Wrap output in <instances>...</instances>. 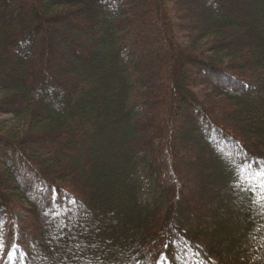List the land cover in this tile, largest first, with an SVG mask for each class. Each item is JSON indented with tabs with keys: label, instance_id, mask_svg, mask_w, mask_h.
Returning <instances> with one entry per match:
<instances>
[{
	"label": "trees",
	"instance_id": "trees-1",
	"mask_svg": "<svg viewBox=\"0 0 264 264\" xmlns=\"http://www.w3.org/2000/svg\"><path fill=\"white\" fill-rule=\"evenodd\" d=\"M183 1L0 0V264H264V191L233 187L245 158L264 162V0H186L194 36ZM186 175L207 190L195 213ZM18 211L23 253L3 259Z\"/></svg>",
	"mask_w": 264,
	"mask_h": 264
},
{
	"label": "rangeland",
	"instance_id": "rangeland-1",
	"mask_svg": "<svg viewBox=\"0 0 264 264\" xmlns=\"http://www.w3.org/2000/svg\"><path fill=\"white\" fill-rule=\"evenodd\" d=\"M180 11H181V13H178V14L182 17L181 19H184V20H180V21H182L185 25H188L187 27L183 26V31H181V32L184 34H187V35L190 34L191 36H194L195 33L193 31H194V29H196V27H198V24H199L198 21H196V12H198V11H197L195 5H192L189 1L184 0L183 1V8ZM17 17H20V18H26L27 17V19H28V17H30V13H23L22 12V13L18 14ZM54 27H56V29L59 28V29L63 30V29L67 28V24L63 23V22L62 23L59 22L57 24H54ZM51 33H52V31L49 30L48 36L51 35ZM55 39H57L56 41H58V45L54 48L55 49V57L52 60L50 59L49 65L53 71H59L61 69L68 67L70 62H69V58L62 57L63 54H66V53H65L64 47H62V46L60 47V41H59L60 39L58 37H55ZM207 41H209V39ZM204 43L205 42L203 41L201 43V46L204 45ZM158 45H160V44H158ZM231 45H232V43L229 45V47H231ZM53 52H54V50H53ZM159 59L160 60L157 62L153 61V66L156 63L160 65V63H162L163 61L169 60V55L167 53H164V56H160ZM197 75L200 78H202L201 74H197ZM193 76L196 77V75L193 74L192 76H186V79H187V77H188V79H191ZM209 77H207V79L205 80V83L207 85L218 86L216 83H214L212 81V79L214 77L211 74L209 75ZM200 80H203V78ZM0 98H1V94H0ZM27 101H30V100L27 99L26 101H23L21 104L22 105L26 104ZM19 106H20V104H19ZM10 120H11V116L9 117L7 115H2V113H0V122H2V123L4 122L5 126L10 127V126L14 125L13 122H11ZM184 122H185V119L184 120L182 119V121L179 120V121H177L176 124H174L175 127H174L173 133H174V136H176V140H178V142H180L179 147L181 148V149L176 150L178 157L184 156L187 153L185 151L187 150V148L190 147V143L186 142V138L190 134V132L189 133L188 132L181 133ZM32 136L33 135H30V133L25 135L26 139H28ZM33 137H34V139H32V140H34L38 144V146L41 149H43L46 153L49 152L51 155H52L51 152H53V153H56L57 155L61 156L63 148L66 146V149H67L70 146L69 141H67V142L57 141L56 139H53V138H50V139L46 138V139L42 140L43 138L41 139L40 138L41 136H33ZM35 137H39V138L36 139ZM190 152L192 154L185 156L183 159V163H184L183 167L186 170V172H189L190 176L191 175L192 176L198 175L200 173V170L202 167V164H201L202 162L198 159L197 156H199V154L196 151L194 153L192 151H190ZM51 166L53 167L54 165H51ZM190 176L186 175V178L188 180V183H187L188 187L186 186V189H185L188 191V192L185 191L186 196H188L187 194L192 196L193 193H195L196 196H194V197L192 196L194 198L192 200L193 202L189 203L187 205V207H190L192 212L195 213V212H198L199 209L203 207L202 203H203V200L205 198L204 195L207 192V190H206L205 186L202 188L203 182L198 183V181H196L195 179L191 180ZM202 177L203 176H199L200 181L202 180ZM213 177H214V174H212V172H211V178H213ZM209 178H210V176H209ZM183 198H185V197L183 196ZM182 205L185 206L186 204H182ZM26 216H27V214L25 212H19V211L14 212L12 214V216H11L12 230L11 231L13 233V237L8 240L7 247H6V250L4 252L5 254L2 257L3 259H7V258L13 259L15 257L16 253L20 254L23 251V248L19 245V243L17 241V237L21 231L22 224H23V221L25 220ZM257 240L264 247V224L258 229ZM10 251H14L15 254L10 256L9 255ZM161 262H162V258L160 259L159 264H161Z\"/></svg>",
	"mask_w": 264,
	"mask_h": 264
},
{
	"label": "snow or ice",
	"instance_id": "snow-or-ice-1",
	"mask_svg": "<svg viewBox=\"0 0 264 264\" xmlns=\"http://www.w3.org/2000/svg\"><path fill=\"white\" fill-rule=\"evenodd\" d=\"M253 165H255V167ZM234 179L235 183L233 184V187L242 191L252 193H255L258 189L264 191V162L256 160L249 161L245 158L241 162V165L234 170ZM252 181H255L256 183L253 184ZM70 203H75V201H70ZM3 247L4 241L2 234H0V250H2ZM14 254V251L9 252L10 256ZM164 261H166V257H162L161 264H163Z\"/></svg>",
	"mask_w": 264,
	"mask_h": 264
}]
</instances>
